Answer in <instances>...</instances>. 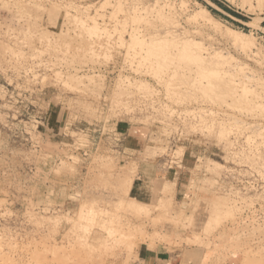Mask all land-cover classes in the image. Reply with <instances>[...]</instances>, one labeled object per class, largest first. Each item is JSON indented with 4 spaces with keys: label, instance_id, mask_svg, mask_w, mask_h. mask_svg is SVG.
<instances>
[{
    "label": "rangeland",
    "instance_id": "374dc122",
    "mask_svg": "<svg viewBox=\"0 0 264 264\" xmlns=\"http://www.w3.org/2000/svg\"><path fill=\"white\" fill-rule=\"evenodd\" d=\"M152 39L191 61L149 57ZM185 243L264 264V0H0V264L175 260Z\"/></svg>",
    "mask_w": 264,
    "mask_h": 264
},
{
    "label": "bare ground",
    "instance_id": "6f19581e",
    "mask_svg": "<svg viewBox=\"0 0 264 264\" xmlns=\"http://www.w3.org/2000/svg\"><path fill=\"white\" fill-rule=\"evenodd\" d=\"M183 3H186V2H184L183 1ZM181 5H184V4H181ZM120 6V5H119ZM119 9V8H118ZM120 10V9H119ZM159 15V14H158ZM160 15H162V14H160ZM136 16V15H135ZM134 17V16H133ZM132 17V18H133ZM138 17V16H137ZM137 17H134L135 19L137 18ZM159 17V16H158ZM163 18H164V16H162ZM166 17V16H165ZM204 17V18H203ZM141 18V17H140ZM199 18L200 19H206V21L208 22V21H216V20H214V17L211 15V13L209 12V11H207V10H203V12H199V13H197V14H195V15H193L192 16V19L194 20V21H197V20H199ZM138 20V19H137ZM140 20V19H139ZM165 20V19H164ZM168 20V19H167ZM141 21V20H140ZM166 21V20H165ZM205 21V20H204ZM133 22V21H132ZM139 22V21H138ZM97 27V26H96ZM94 29V28H93ZM89 30H91L92 31V29H89ZM133 32L130 34L131 35V39L133 40V42L132 43H134L133 45H140L139 47H141L142 46V48H140L141 49V52L144 50L143 49V45L145 46V44H144V38H145V36H143V34L141 35V31L138 29V28H136V29H134V30H132ZM229 35L231 36V39H232V41L234 42V44H236V45H239V46H241V47H243V50L245 49V48H248V46H251L252 47V42H247L246 40H245V38L244 37H247L246 36V34L245 33H243V32H239V31H235V30H229ZM146 43V42H145ZM250 43H251V45H250ZM191 44V43H190ZM190 44H189V46H190ZM4 45V44H3ZM187 46V45H186ZM186 46L185 45H183L182 46V48H180L179 47V52L181 53V55H179L180 56V58L178 59V60H175V53H173L172 51H170L169 50V47H168V42H161L160 41V39H152V41L150 42V43H148V50H147V52H144V54H147L149 57H152L151 55H154V53L155 54H157L158 56H159V59L161 58L162 59V61L164 62V59H165V63L164 64H166V60L167 59H170V58H172L174 61H178V63L180 62V59L182 60V58H183V61H184V63H186V60H184V58L185 59H187V60H189V59H191L190 57H191V53H190V51L191 52H194V51H192V50H189V49H187L188 48V46H187V48H186ZM5 47H7V46H5ZM136 47V46H135ZM9 48V47H8ZM250 48V47H249ZM191 49V48H190ZM143 53V52H142ZM141 53V54H142ZM198 53V52H197ZM194 55V54H193ZM195 55H198V54H195ZM178 56V57H179ZM200 57H202L201 55H199ZM144 57H146V56H144ZM174 57V58H173ZM147 59H148V57H146ZM144 59V60H146V61H148L147 59ZM198 58V57H197ZM171 59V60H172ZM202 59H203V57H202ZM198 60H200L199 58H198ZM159 61V60H158ZM161 61V62H162ZM174 61H171V66H172V64L173 65H175V63H173ZM189 61H191V60H189ZM189 61H187V63L189 62ZM204 61V60H203ZM152 62V61H151ZM182 62V61H181ZM180 62V63H181ZM195 62V61H194ZM198 62V61H197ZM202 62V61H201ZM200 62V63H201ZM159 63H160V61H159ZM158 63V64H159ZM168 63V62H167ZM177 63V62H176ZM177 63V65H180V63L178 64ZM186 63V64H187ZM161 64V63H160ZM203 64V63H202ZM156 65H157V63H156ZM162 65V64H161ZM161 65L159 66V69L160 70H163V68H165V66L163 67V65H162V67L163 68H161ZM167 65V64H166ZM169 65V64H168ZM167 65V66H168ZM185 65V64H184ZM152 66H154V64L153 63H151V68H152ZM158 66V65H157ZM157 66L155 67L156 68V70H154V71H157L158 69H157ZM153 67V68H154ZM170 67V66H169ZM168 67V68H169ZM175 67H176V65L174 66V70H175ZM179 67H181V66H179ZM178 67H176V69H177ZM167 69V68H166ZM180 69V68H179ZM183 69H184V67H183ZM165 70V69H164ZM168 70V69H167ZM167 70H165V72L167 71ZM217 71V70H216ZM160 72V71H159ZM174 72V75H176V74H178V72L175 70V71H173ZM208 72H210V73H204V74H209V75H206V76H210L211 77V82H212V80L214 79V80H218L220 77H216V76H219L218 75V73H216L215 72V70H214V72H211V71H208ZM154 73H156V72H154ZM160 73H162V71L160 72ZM157 74H159L158 72H157ZM163 74V73H162ZM184 74V73H183ZM182 74V75H183ZM203 74V75H204ZM203 75H202V79H203ZM158 76V75H157ZM161 76V74L159 75V77ZM164 76V75H163ZM167 76V75H166ZM205 76V77H206ZM212 76H215L216 77V79H215V77H213V79H212ZM169 77V76H168ZM173 77V76H172ZM176 77V76H175ZM179 77V76H178ZM184 77H186V76H184ZM162 78V77H161ZM165 78V77H164ZM174 78V77H173ZM218 78V79H217ZM206 79V78H205ZM210 79V78H209ZM221 79V78H220ZM161 80H163V79H161ZM197 80V79H196ZM213 80V81H214ZM221 80H223V79H221ZM164 81V80H163ZM172 81H173V79H172ZM169 82V81H168ZM170 82H171V80H170ZM198 82H199V80H198ZM210 83V82H209ZM212 84L214 85V83L212 82ZM170 85V84H169ZM208 85H210V84H208ZM207 85V86H208ZM219 85V84H218ZM166 86H167V84H166ZM215 86V85H214ZM213 87V86H212ZM247 89H244L243 88V92H245ZM250 92V91H249ZM245 94H248V93H245ZM136 204V203H135ZM129 205V204H128ZM133 206H135V205H133ZM205 224H206V222H205Z\"/></svg>",
    "mask_w": 264,
    "mask_h": 264
},
{
    "label": "crops",
    "instance_id": "0c3cea01",
    "mask_svg": "<svg viewBox=\"0 0 264 264\" xmlns=\"http://www.w3.org/2000/svg\"><path fill=\"white\" fill-rule=\"evenodd\" d=\"M75 125L76 123H70V128L72 130L78 129V127ZM113 136L114 135L112 134V137ZM84 151L86 150H82V152ZM121 155V150H118L117 156ZM122 160L123 159H121L120 162H122ZM184 187L185 185L183 183V179H180V183L178 184V187L175 192L176 202H179L181 197H183ZM206 257L207 256L204 255V251H202L200 248H196L194 245H188L185 243L182 247V251L178 255H176L175 260H172L167 251L158 250L156 252V255L152 256L151 258L144 260V262L134 264H208L206 261Z\"/></svg>",
    "mask_w": 264,
    "mask_h": 264
},
{
    "label": "built area",
    "instance_id": "2783aa9c",
    "mask_svg": "<svg viewBox=\"0 0 264 264\" xmlns=\"http://www.w3.org/2000/svg\"><path fill=\"white\" fill-rule=\"evenodd\" d=\"M102 135H104V133Z\"/></svg>",
    "mask_w": 264,
    "mask_h": 264
}]
</instances>
